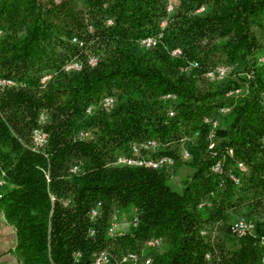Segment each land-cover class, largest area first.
Listing matches in <instances>:
<instances>
[{"label": "trees", "instance_id": "trees-1", "mask_svg": "<svg viewBox=\"0 0 264 264\" xmlns=\"http://www.w3.org/2000/svg\"><path fill=\"white\" fill-rule=\"evenodd\" d=\"M147 36L158 39L143 48ZM216 66L225 76L208 78ZM0 77L14 83L0 87V209L20 264H91L100 250L107 264H130L127 252L263 264L262 223L243 236L227 224L239 210L264 216V0H0ZM34 127L46 135L36 149ZM147 138L173 169L115 163ZM119 211L129 226L109 233Z\"/></svg>", "mask_w": 264, "mask_h": 264}, {"label": "built area", "instance_id": "built-area-1", "mask_svg": "<svg viewBox=\"0 0 264 264\" xmlns=\"http://www.w3.org/2000/svg\"><path fill=\"white\" fill-rule=\"evenodd\" d=\"M157 39H158V36H147V37L141 38L138 41V43L143 48H148V47L154 46L157 42ZM177 52H178L177 49H173V50H171L170 53L175 54ZM88 62L90 64H93L95 62V59L89 58ZM195 64L196 63H193L192 65L194 66ZM64 68L66 70L78 69L79 64L77 62H74V61L68 62L67 64H65ZM225 73H226L225 67L216 66L212 69H208L205 72V75L210 79H218L219 80L225 76ZM13 84L14 83L11 79L0 77V87L1 88L4 86H11ZM168 96H169L168 94L165 95V97H168ZM111 101H112V99L109 96H104L101 99V102L104 105L110 104ZM88 110H89V108H87V111ZM226 110H227V108H220L219 109L220 112H225ZM171 113L172 112L170 111L169 114H171ZM206 121L210 122L211 126H213V127L216 124L215 120L206 119ZM209 137H212V131H210ZM45 140H46V135L40 127H34L31 130L30 141H31L32 147L34 149H36L37 147L44 144ZM262 140L264 141V136L262 137ZM157 144H158V142L154 139H151V138H147V139L138 141L136 143H132L129 147V153L127 155L117 156L115 159V163L120 164V165H126V166H134V167L146 166V167H149L152 169H165V170L171 169V167L174 165L173 157L170 155H167V154H158V155L154 154ZM212 146H213V142L210 141L208 143L207 147L211 148ZM232 153H233L232 148L227 147L226 148V154L231 156ZM187 156H188L187 151L185 149H183L181 152V157L187 158ZM222 165H223V158L218 157L210 165V170L214 173H221ZM236 166L238 168H242L243 167L242 162L236 161ZM230 177L232 178V180H234V182L237 181V179L235 178L234 175H230ZM3 184H4V180L2 177V171L0 170V187L3 186ZM98 205H99V203H97L96 206L90 210L91 215H94L96 213ZM114 222L112 224H114ZM131 222L132 223L136 222L135 216H133L131 218ZM250 228H251V223L244 217H238L230 224V231L237 236H243V235L247 234L249 232ZM109 230H110V228L108 227V232H109ZM159 242H160V238L156 237V238L147 240L145 242V245L152 247V246L157 245ZM259 244L262 247L261 259H262V262L264 264V226H263V233L259 237ZM108 259H109V257H108L107 252H105L104 250H100L95 255V257L93 258L91 264H107ZM120 260L121 261H128V262H130V264H147L149 261L148 258L141 259L136 253H133V252H127V253L123 254L120 257Z\"/></svg>", "mask_w": 264, "mask_h": 264}, {"label": "rangeland", "instance_id": "rangeland-1", "mask_svg": "<svg viewBox=\"0 0 264 264\" xmlns=\"http://www.w3.org/2000/svg\"><path fill=\"white\" fill-rule=\"evenodd\" d=\"M235 93H236V91H234L233 94H235ZM179 146H180V144H179ZM171 168L173 169V167H171ZM187 171H188V168L185 165H183V164L180 165L178 163H177V166L174 169V171L172 172V170H171L170 177H169V184L172 187V189H174L176 191L181 190L180 179H181L182 175H184ZM239 214L244 215L247 218V220L251 223V228H250L248 234H252L253 232L256 233L255 232V231H257L255 229V223L256 222H260V224L262 223L261 224V233L258 235L260 237L261 234L263 233L264 216L262 218L255 219L253 213H247L244 210H239L238 212H235L233 214V217L229 219V222L227 224L228 230L230 231V224L235 220L234 219L235 215L239 216ZM113 222H114V224H112ZM129 223H130L129 217H128L126 212H124V211L115 212L111 215V219L109 222V228H110L109 232L110 233L124 232L128 228ZM259 237H258V239H259Z\"/></svg>", "mask_w": 264, "mask_h": 264}, {"label": "crops", "instance_id": "crops-1", "mask_svg": "<svg viewBox=\"0 0 264 264\" xmlns=\"http://www.w3.org/2000/svg\"><path fill=\"white\" fill-rule=\"evenodd\" d=\"M14 229L0 209V264H20L14 250Z\"/></svg>", "mask_w": 264, "mask_h": 264}]
</instances>
